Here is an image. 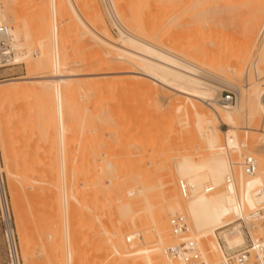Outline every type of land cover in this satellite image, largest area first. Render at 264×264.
Here are the masks:
<instances>
[{"label":"rangeland","instance_id":"obj_1","mask_svg":"<svg viewBox=\"0 0 264 264\" xmlns=\"http://www.w3.org/2000/svg\"><path fill=\"white\" fill-rule=\"evenodd\" d=\"M112 1L114 2V0H57L59 43L60 47L61 45L65 47L64 56L71 64H69L70 66L65 73L77 75L72 76L71 80L73 79V82H71V85L69 84V87L78 83V85H75L76 87L72 86V89L76 90L70 91V94L75 91L74 94H71L75 96L66 93L69 96L66 100L70 98L71 100L66 101L70 105L66 106L67 103L65 104V108L68 107L65 112L67 117L65 118V126H67L65 132L67 143L65 149H67L65 152L69 157L66 161L68 172L66 180L67 185L72 186L75 198L77 197L76 199L81 202L77 201V203L74 198L73 204H70L72 198L68 200L69 213H71L69 223L73 261L75 259L76 262L73 264H127V261L128 264H132L131 261L137 254L126 256V263L120 262L117 255H115V247L118 245L121 248L117 246L119 248L117 250L121 251L125 246L121 251L125 253H132L136 250L137 253H141L138 249L142 246L149 247V245H153L155 238L152 236L153 234H150L153 229L146 225L152 224L157 212L164 210L169 213V207L174 206L173 203L163 199L166 196L164 193H167L165 180L167 178L172 179L175 176L176 178L174 177L172 181L174 184L171 183L169 187L174 188L181 199H186L179 192L177 184L181 178H178L174 166L176 167L178 159L186 154L191 153L193 160L199 163L200 160H203L202 158H206L208 153L205 144L198 135L195 124H193L194 120L188 115L190 102L186 97L135 73L139 71L140 65L137 66L139 63L132 56L122 55L119 57L118 51L107 46L102 48L97 44L94 33H98L103 26L99 23L100 17L114 39H120L121 35L132 36L144 44L156 47L157 50L163 53L173 55V58L175 57L183 64L194 66L193 68L199 72L198 78L214 89L213 95L219 92V96L216 98L218 103L221 92L225 94L231 91L236 97L233 106L238 101L245 102L246 95H240L239 88H243L251 82L249 80H251L250 76L253 75L254 64L257 63L259 55H262L260 52H263L264 55V48H262V42L264 45L263 13L262 21L260 20L254 33L255 36L252 38L254 40L248 42L249 39L245 38L248 35L246 32L248 30L247 25H249L252 18L253 10L250 6L253 5V0H236L238 5L235 4L234 0H225L227 3L222 0L219 1L222 8L219 7L218 10L210 11L212 14L207 12L202 15H199L200 13L195 14L192 10L194 6L190 5L194 2H190L191 0H179V4L177 3L178 5H175L176 7L174 6L173 10L171 9L172 12L165 10L166 5L163 2H159L162 3L160 8L159 3L156 2L157 0H136L137 3L132 2L134 4H132L134 6L132 7L133 10L132 8L126 9V0H117L115 4ZM216 1L214 0V3L218 4V0ZM244 1L249 2L245 5ZM217 4L214 6L217 7ZM4 8L3 5L2 10H5ZM41 9L43 10L42 13H40ZM7 10L12 16L10 17L8 14L11 22H7L8 24L3 22L14 29H20L23 37L25 35L24 38L22 37L23 42L21 41L24 46L22 45L19 49L15 48V50L12 47L14 56L17 52H19V55H23L27 52V49H30L33 51L31 54L32 59H37L42 47L37 44V41L49 37L47 33V31L50 32L49 26L51 24L50 11L47 13L49 0H13L8 4ZM40 28L41 30H39ZM41 31L45 35L41 33L43 35L41 36V34L35 33ZM37 35L40 37L38 38ZM117 48L120 50L125 49L127 45L120 42L117 44ZM129 51L138 54V52H135L137 50L133 48ZM263 55L259 58L261 62L258 64L259 69L262 70V76L257 81L261 89H264ZM126 56L129 59L125 58ZM104 57L106 59H112L113 57L122 59L112 60L100 66L101 61L99 62V60ZM240 57L241 59L243 57L247 59L242 64L243 72L237 75V71L233 69V66L239 63ZM33 70L28 68L24 58L20 59L18 63H11L0 68L2 86L10 84L12 80H15L14 83L20 81L19 85L25 86L20 94L6 96L0 100V168L7 199L5 209L12 226L10 239L13 244L12 253L9 238L6 235V222L3 215L5 212L0 199V264H13V261H15V264H24L23 251L30 254L28 255L32 258L33 264H55L56 258L53 253H58L57 250L61 251L63 247L60 245L64 246L65 244L62 237L63 225L60 224L58 214L56 213L57 218L53 212L55 209V212H57V207L54 208V205L58 204V201H55V196L56 191L61 187L59 177L60 159L59 157L56 158L59 153L54 144H51L54 145L50 147L51 151L48 150L50 142L56 144L57 134H55L56 141L54 142L51 136L52 133H55L54 126L52 128L50 124L49 128L46 125L43 109L40 106L41 100L34 92L35 90L30 89L32 85L29 86L30 88L27 86L32 84L33 80H36L34 78L37 76L36 70ZM239 76H242V79L237 81ZM227 79H233L237 82L226 85L225 81ZM69 87L68 89H70ZM244 90L247 93L251 88ZM180 101L185 102L181 103ZM179 103L185 106H178ZM179 107L185 109L181 110ZM250 126L252 129L237 130V141L241 145L244 143L247 147L240 145L244 155L235 151L229 152L234 163L235 161L241 162L246 155L254 156L258 161V165L260 160L264 159V147L259 148V152L255 153L253 150L256 147L251 148L248 146L255 140L260 145L264 144V134L261 133V130H264L263 109L256 111ZM220 128L224 131L228 129L224 124H221ZM54 147L57 150V156L55 151L53 152L55 154L52 153ZM107 162L120 163L123 168L128 163L130 165V162L131 164L134 163L133 167L135 168L136 165L140 167L144 163L149 168L152 167L153 170L143 173L139 170L138 172L137 170L134 171V168L132 173H128L123 172L124 169H122L121 177H117L119 176L115 174L117 171L111 174L96 170L99 166H108ZM236 169L239 168L235 167ZM54 170L58 173L57 181L59 180V184L54 182L57 175ZM125 171L127 170L125 169ZM171 171L174 172V175ZM168 175L169 177H166ZM114 177L120 178L119 180L122 182L124 181L125 186H122L124 182H117V178ZM236 177L239 178V174H236ZM111 178L116 180L112 181L114 185L115 183L122 184L123 188L119 186V191L123 194L130 189L139 191L142 187L139 184H143L142 189L144 188V193H148L147 197L150 203L146 202L139 207L124 204L118 209V206H115L117 202L120 203V196H118L120 192L116 191L118 187L115 189L113 188L114 185H110L111 189H115V192L112 190L113 193L108 197L107 194H110L108 193L110 191L101 186V183H103L107 185L105 187H108L106 181ZM134 180L138 183L136 189L133 187ZM183 180L187 182L186 179ZM90 181L92 186H90ZM92 181L97 183L98 187L101 184L98 193L96 191L95 193L92 192L96 188L95 183ZM252 181H254V183L252 182V189L264 185L254 177ZM54 183L58 184V189ZM127 184H131L133 188L130 185L127 186ZM173 185L174 187H172ZM210 185V183L206 184V186ZM221 188H225V184ZM218 189L220 188L208 193ZM102 190L108 192H104V194ZM94 195H98V197L96 198ZM54 197L53 202H56L55 204L51 202ZM252 200L251 207L249 206L250 208L246 209L247 212H250L256 204ZM52 204L53 207H51ZM175 214L179 213L176 212ZM175 214H169L168 219ZM135 221H137V227L139 222H142V225L139 226L140 228L133 230L134 227L131 228V224ZM238 222L240 221L238 220ZM188 224L191 228V235L197 236L198 232H194L190 220ZM146 228L147 231L149 230V234H145L147 232ZM223 230L222 228L217 231L218 238L219 236L222 237L223 233L220 232ZM134 232H136V235ZM137 233L139 236H137ZM142 235L145 236V241L151 240L144 242ZM147 235L150 237L146 239ZM255 235H264V225L255 229ZM135 236H137V241L134 240L135 245L132 242L133 245L130 246L128 243H131V238ZM169 236L173 239L170 230ZM109 238H111V242ZM170 238L167 241L169 243L173 241ZM115 240H118V242ZM112 241L113 243L117 242L114 248ZM57 242L60 244L57 245ZM200 242L204 247L203 251L206 254L208 253L207 260L209 264L221 260L222 254L213 253L210 247L204 244V237L200 236ZM146 243L150 244L146 245ZM58 247L59 249H57ZM135 259L133 264L135 262L137 264L139 261V264H148L142 258ZM164 264H168V262L164 260Z\"/></svg>","mask_w":264,"mask_h":264},{"label":"bare ground","instance_id":"obj_2","mask_svg":"<svg viewBox=\"0 0 264 264\" xmlns=\"http://www.w3.org/2000/svg\"><path fill=\"white\" fill-rule=\"evenodd\" d=\"M11 1H13V0H3V5L5 6V8H4L5 10H1V20L6 22V23L11 22V21H9V15H10V17H12V16L9 12H7V11H9V10H7L8 4ZM116 1L117 0H114V2L113 1L112 2L115 4ZM126 1H127V3H126V7H127L126 9L127 10L134 7V6H132V4L136 2V0H126ZM192 1L194 2V4H192L193 3ZM210 1L211 0H191L190 2H192V3H190V4H192V5H190V6H194V9H192V10L195 12V14L200 13L199 15L205 14L207 12L209 13L210 11L213 12V10L214 11L218 10L219 7L222 8V6H220L221 4L219 3V1H222V0H218V4L216 3L217 2L216 0H215L216 1L215 3L213 0L212 5H211L212 2L209 3ZM226 1L224 0V3ZM230 1H233V0H230ZM238 1H240V0H238ZM246 1H244L245 5H246V3L248 4V2H249V1L248 2H246ZM156 2L165 3V5H166V6L164 5L165 6L164 8H166L165 10H168L170 12H172V10L179 4V0H157ZM234 2H235V4H237L236 0H234ZM206 4H209V5L207 6ZM216 4L218 5L217 7L214 6ZM232 4H233V2H232ZM159 5L161 8L162 3L161 4L159 3ZM229 7H231V6H229ZM250 7H252L253 13L251 12L252 13L251 22H249V25H247L248 30L246 29L247 30L246 32L248 33V35H246L247 37L245 36V38L249 39L248 42L254 40L252 38H254L253 36H255L254 33L256 32V28H258L260 20L262 19V16H263L262 13L264 14V0H253V5ZM9 8L11 9V7H9ZM132 10H133V8H132ZM240 10H242V9L240 8ZM42 11L43 10L41 9L40 13H42ZM45 11H46V9L44 10V12ZM49 11L51 14L50 15L51 16V21H50L51 24L49 23L50 26L48 25L50 28V32L47 31L49 37L48 38L44 37V39H40V41H37V39L34 38L38 42L37 44L38 45L40 44V46H42L40 48L41 53H39V57L37 59H32L31 54L33 51H31L30 49H27V52L24 53L23 55H19L18 54L19 52L15 53L14 58H12V63L13 64L18 63L20 61V59L24 58L25 62L27 63L28 68L36 70L37 76L34 77L36 80H33L35 84L33 85V81H32V84H29V85L26 84V85L28 87L32 85V88H30V87L29 88L35 90L34 92H36L38 97L40 98V100H41L40 106L43 109V115H44V120L46 122V125L49 126V128H50V124L52 125V128L54 126L55 133H52L51 136L54 139V142L56 140L57 141H56V144L50 142L48 144V150H50V147L52 146L51 144H54L56 146V148L58 149L59 155L56 152L57 150L55 147L52 148V153L55 151V153H57L56 156L58 155L56 158L58 159V157H59V159H60L59 177H60V186L61 187L58 186V184H59L58 183L59 180L57 181L58 173L54 170L57 174L56 178H55L56 181L54 180V182L58 183V184H55V183L54 184L57 185V187H56L57 189L59 187L60 191H59V189H58V191L60 192V194L58 193V191H56L57 192V194L55 196L56 199L54 197L51 202L53 204H55L58 201V204H56L57 206L54 205L55 206L54 208L57 207V212H55L56 209L53 212L55 213V216H56V213L58 214L59 218L57 216L56 217L60 220V222H61L60 224L63 225V231L61 229L62 226L60 227V229L63 232L62 237L64 238V243H65L64 246L60 245L61 247L64 248V250H63V248H61V251L57 250L58 253H53L55 258H56L54 263L55 264L56 263L57 264H73L75 262V259L73 261L71 228H70V223H69V220H70L69 215L71 213H69V206L70 205H69L68 200L70 198H72L70 200V204L71 203L73 204L72 201L75 198V195H74L75 192H73L74 190H72L71 185H69V186L67 185V180H66V174H68V172L66 170V161L68 160L69 157L66 155V152H65V150L67 149V148L65 149V147L67 145L66 139H65L66 138L65 132L67 130L66 129L67 126H65V122H66L65 118H67V117L65 116V114H66L65 112L67 111V108H68V107L65 108V104L67 102H69V100H71V98L69 100H66L67 97L69 98V96H67L68 94L66 95V93L70 94V91L71 90L73 91V89H74V88L72 89V86L76 87L75 85L76 84L78 85V83H76L75 85L73 84L71 87H69L71 85V82H73V79L71 80L72 76H75L76 74H66L65 73V71L68 69V67L71 64L69 63L68 60H66L67 57L64 56L65 47L62 45L60 47V43H59V33H58L59 21L57 19V12H58L57 11V0H49V10L47 11V13H49ZM210 14H212V13L210 12ZM195 17H196V15H195ZM99 23L101 24V26L102 25L103 26L98 33H94V36L96 38V42L99 46H101L102 48L104 46H107L110 49H114V50L118 51L119 57L122 55H130V57L132 56L133 59L139 63L137 66L139 67V65H140V67L138 68L139 71H137L135 73L140 74L143 77H147L148 79L152 80L154 83H156L160 86L166 87L167 89L173 90V91H175V93L182 95L189 100V102H190L189 106L190 107H189V109L187 108L189 111V112L187 111L188 115H190L189 117L194 120V121L192 120L194 122L193 124H195V126L197 128L196 130L198 131V135L202 139L201 141H203V143L205 144L207 152H208L206 154V158H202L203 160H200L199 163L193 160L191 153L186 154L185 156H182L181 159H178V161L176 162V167L174 166V168L176 170L175 172H176L178 178L187 180L188 185H189V189H190V194L188 195V197H186V199H181L178 196L177 192L174 191V188L169 187L175 176H173L172 179L167 178L165 180V187H167V190L166 189L165 190L167 191V193L166 192L164 193V194H166V196H164L163 199L168 200L169 202L173 203L174 206L171 205L172 207H169L170 208L169 213L164 211V210H160L159 212H157V214L155 216L156 218L153 219L152 224L149 223L150 225H146V224H148V222L145 221L146 224H145V222H143L144 225L150 226V228L153 229L151 233L148 232L149 230L147 231V228H146L147 232L145 231L146 232L145 234H149V233L151 235L153 234L152 236L155 238L154 243L152 242L153 245H149L150 243L149 244L146 243V245H149V247L148 246H145V247L142 246L143 247V248L141 247L142 249L141 248L138 249V251L141 253H137L136 252L137 250L135 251L136 253L135 252L129 253L128 251H126L128 253H125V252H121L125 246H123L121 251L120 250L118 251L117 249L121 248L118 245L117 246L119 248L117 246H116L117 248L115 247V243H117L118 240H115V241H117L115 243H113V241H112V243L114 244V246H113V244H112V246H113V248L115 247L114 252H116L115 255H117L118 261L120 260V262L126 263V261H127V259L125 258L126 256H132V254L133 255L137 254V256H135V258H137L138 260H139V258H142L148 264H164L165 258H164L162 251H163L164 246H166L165 244L168 245L169 242H167V241L169 240L168 238H170L168 215L169 214H175L176 212L179 214L183 213V215L190 220V224L193 227V229L195 230L194 232H198V235H199V237H197L198 241L200 242V236L204 237V244L207 247H210V250L213 253H217V255L218 254L223 255V249H222V245L220 243V240L218 238V235H217L218 232L217 231L219 229L221 230L222 227H224L225 225L230 224V223H231L230 226L234 223L230 227V229H233V230H231V231L229 230L227 233L225 230H224L225 232L224 231L220 232L221 234L223 233L222 237H223L224 242L230 248H235L237 246L242 245L244 243V237H243L241 230L239 228L238 219L242 218L244 221L248 222V220L250 219L249 218L250 212H247L248 210H246V209L251 207L250 205L252 204V202H251L252 199H253L252 201L257 202L258 197L256 196V193L259 189H263V187H264V185L263 186L261 185V187L256 188V189L251 188L252 182L254 183V181H252L253 177H254V179L256 178V179L260 180V182H262L264 184V159L260 160L259 165H258V161H257V171L255 174H253L251 176L245 175L242 172L240 166L236 167V168H239L238 169L239 172L237 169H236L237 171L235 170L236 174L237 175L239 174V178L236 177L237 180L235 178L234 183H232L230 185H225V188H223V189L221 188V186H223L225 184L226 177L230 173L231 163H234L230 157L231 153H229V152L235 151V152L241 153V155H244V153L242 152L241 147H240L241 144L237 141V130H239V129H252L250 124L253 120L254 114L256 113V111H258V109H263V111H264V89H261L259 84L257 83V81H259V79L261 78L260 76H262V70L259 69L260 67H258L259 66L258 64H259V62H261L259 58H261V56L263 55V52H260V54L262 53V55H259V57L256 61L257 63L254 64L255 66L253 69V75L250 76L251 80H249L251 82L247 83L246 84L247 86H243V88L242 87L239 88V94L240 95H246L245 102L242 103V102L238 101L235 106H233V105L223 106L222 104L218 103L216 100L217 96H219V92L216 93V95H213L214 89H212V87H210L205 82H202L198 78L199 72L193 68L194 66H189L188 64H183V63L179 62L178 60H176L175 57L173 58V55L171 56L167 53H163L162 51L157 50L156 47L150 46L148 44H144L143 42H140L139 39H135L132 36L130 37V36H125V35L122 36L121 35L120 39L119 38L114 39L110 35L108 29L105 27L104 21L101 17L99 19ZM263 23L264 22H262V24ZM9 27L11 29V35H12V39L10 41L11 47H13L15 50V48L19 49V48H21L22 45L24 46V44L22 43L23 42L22 41L23 35L21 33V30L17 29V28H16L17 29L16 30V29L12 28L11 26H9ZM21 29H22V27H21ZM39 30H41V28ZM39 30H37V31H39ZM45 31H46V29H45ZM42 32L43 31L35 32V33L36 34L39 33V35H40ZM42 34H41V36L45 35V34H43V35ZM31 35H32V33H31ZM24 37H25V35H24ZM37 37H38V35H37ZM120 42H124L125 45H127V48L121 49V50L118 49L117 44ZM20 43H22V44H20ZM247 44H249V43H247ZM44 46H46V48H44ZM132 48L134 50H137L135 52H138V54L132 53L133 50H132V52L129 51ZM262 48H264L263 42H262ZM245 52H247V51H245ZM97 53H98V50H97ZM100 56H103V55H100ZM100 56H99V58H100ZM125 58L129 59V57H127V56ZM118 59L120 60L122 58H116V57H113L112 59H110V58L106 59L105 57L101 58L99 60V62L101 61L100 66H101V64L104 65V64L109 63L112 60H118ZM151 59L152 60L154 59L155 61H152ZM246 59L247 58H245V57H243L242 59L240 57V59H239L240 61L237 60L239 63H237L233 66L234 67L233 69L235 71H237V75L238 74L240 75L243 72L242 71V68H243L242 64L246 61ZM261 60H263V59H261ZM116 62H114V63H116ZM242 76L241 77L239 76L238 79L237 78H234V79H237V81L238 80L240 81L242 79ZM248 79H249V77H248ZM76 80H78V79H76ZM76 80H75V82H76ZM14 81L15 80H12L11 82L9 81L10 84L4 85V86H2L3 82L0 81V85H1L0 86V100L6 96L18 95L25 88L24 85H22V86L19 85L20 81L18 83L17 82L14 83ZM23 81H26V80H23ZM237 81L236 80L234 81L233 79H227L225 82L227 83L226 85H228V83H233V82H237ZM79 83H81V82L79 81ZM68 87L70 89H68ZM246 87H248V88H246ZM249 88H251V90L246 93V91L244 89H249ZM66 90H67V92H66ZM74 90H76V89H74ZM74 93H75V91L72 92L71 94H74ZM221 93H220V97H221ZM71 96H75V95H71ZM253 101H255V103L252 104ZM183 102H185V101H182L181 103H183ZM181 103H179L178 106L182 105ZM68 104L69 103H67L66 106H68ZM182 106H185V105L183 104ZM187 107H188V105H187ZM179 108L181 109V107H179ZM183 108L184 107H182V109ZM51 121L54 123H52ZM221 124L226 125L228 129L225 131L222 130L220 128ZM49 128H48V130H50ZM261 133L264 134V130H261ZM55 134H57L56 140L54 138ZM241 146L247 147L244 143H242ZM248 146H250L251 148L255 146L256 149H254L253 152L255 151V153H257L260 150L259 148L264 147V144L260 145V143L255 140V141H252L250 143V145H248ZM55 153H53V154H55ZM105 161H107V159H105ZM128 164H126L127 166L125 165L123 168L122 167L123 165L122 164L120 165V163L115 164V162H114V164H113L112 162H110V163H108V166H105V167L99 166V168H98L96 166L97 167L96 170L102 171V172L106 171V172L111 173V174H112V172L115 173L117 171V173H115V174L119 175L117 177H121L120 176L121 173H123V172L132 173V169L135 168V167H133L134 163H132L133 165L131 164V162H130V165H128ZM235 164H240V162L238 163L235 161ZM115 166H117L116 167L117 169L115 168ZM136 168L134 171L137 170V172H138V170H139V172H143V173L153 170L152 167H150L151 168L150 169L144 163L140 167H137V165H136ZM122 169H124V171ZM125 169L127 171H125ZM56 170H57V168H56ZM171 173H172V171H171ZM171 173H170V175H172V174L174 175V172L172 174ZM97 176H99V175L97 174ZM113 176H114V174H113ZM117 177H114V178H117ZM166 177H169V175ZM112 179L113 178L106 181V183L109 185L108 187H105L107 185H104L103 183H101L102 185L100 184L102 187L106 188L105 190L108 189L110 191V192L107 191L108 193H110V194H107V196L111 195V193H113L112 190L115 192V189L117 187L118 188L116 189V191L118 193L119 192L121 193V191H119L120 190L119 186L120 187L125 186L124 181H123L124 182L123 185L122 184L119 185V183H115V182H114L115 185L113 184L112 181L118 180L117 182H119L120 178H117L116 180L115 179L112 180ZM123 182L120 181V183H123ZM89 183H90V186H92L91 181ZM93 183H95V182H93ZM208 183H210L211 185L206 186V184H208ZM131 184H127V186L130 185L132 187ZM133 184H134L133 187H135V189H136V185L138 183H136V181H135ZM172 184H174V182ZM95 185L97 188L98 184L95 183ZM100 185L97 189L95 188V190H92V192L94 191V193H95V191H96V193H98L99 192L98 189H101ZM110 185H112V186L114 185L113 188H115V189H111L112 187ZM139 185L143 187V184L142 185L139 184ZM142 187L140 188L141 190H139V191L137 189L136 190L130 189L127 191V193L125 192L126 194L121 193V195H120V193H119L118 196H120V201H119L120 203L117 202V204H119V205L115 204V206L116 207L118 206L117 208L119 209L124 204L139 207L140 205L142 206L146 202L150 203V200L147 197L148 193H144V188L142 189ZM172 187H174V185ZM210 187H212L213 190L216 188H220V189L215 190L212 193H208L207 191H208V188H210ZM73 189H74V187H73ZM124 189L126 190V188H124ZM103 190H102V193L105 192ZM107 192H105V193H107ZM53 194L55 195V193H53ZM58 194H59V196H58ZM95 196L96 195H94V197ZM97 197H98V195L96 196V198ZM58 198H60V199H58ZM76 198H75L76 202L78 201L79 203H81ZM105 198H107V197H105ZM0 199H1V202L3 205V210L5 212L3 215L5 218V222H6V230H7L6 235H8V238H9L10 248H11L10 251L13 253V244L11 243V239H10L11 238L10 231L12 230V226H11L10 221H9L8 213L6 212V209H5V206L7 205V199H6V195H5V188H4L3 180L1 177V168H0ZM54 199L56 202H53ZM151 201L153 202L152 199H151ZM53 204L51 207H53ZM141 225H142V222H139L138 227H137V221H135L131 224V226H132L131 228L134 227L133 230L136 228L138 229L141 227ZM143 227H145V226H143ZM190 231H191V228H190ZM142 232H143V229H142ZM134 233L136 235V232H134ZM58 234H59V232H58ZM61 235H62V233H61ZM137 236H139L138 233H137ZM137 236H135L134 238H131V243H128V244H130V246L133 245L132 242L135 245V241H137L136 240ZM132 237H133V235H132ZM144 237L145 236L142 235L144 242L151 240V239H148L145 241ZM149 237L147 235L146 239ZM109 239H110L109 241L111 242V238H109ZM118 239H120V238H118ZM129 239H130V237H129ZM170 239H172V238H170ZM129 242H130V240H129ZM60 243H62V242L60 241ZM123 243H125V242H123ZM137 243L139 244V242H137ZM170 243H171V241H170ZM56 244L59 245L58 242ZM200 244L202 247V249H201L202 253L201 254H202L203 258L208 262V260H207V254L208 253L206 254V252L203 251L204 247H203L201 242H200ZM123 245H125V244H123ZM59 247L57 249H59ZM62 251H63V253H62ZM59 252H61V253H59ZM28 254L29 253H26V251L22 252V258H23L24 264H33L32 260H31L32 258H30V256H29L30 254L29 255ZM138 254H140V255H138ZM217 255H215V256H217ZM138 256H139V258H138ZM215 256H213V257H215ZM208 257H210V256H208ZM134 259H133V261H131L132 264L136 260V259L135 260ZM49 261H50V259H49ZM144 261H142V262H144ZM219 261L217 263H214V264H219ZM13 262H14L13 264H15V261H13ZM139 263H140V261L137 264H139ZM127 264H128V261H127ZM135 264H136V262H135ZM141 264H143V263H141Z\"/></svg>","mask_w":264,"mask_h":264},{"label":"built area","instance_id":"obj_3","mask_svg":"<svg viewBox=\"0 0 264 264\" xmlns=\"http://www.w3.org/2000/svg\"><path fill=\"white\" fill-rule=\"evenodd\" d=\"M3 0H0V68L12 63L14 51L10 41L12 39L10 27L1 20ZM236 102L235 94L231 92L221 93L219 103L223 106H231ZM240 166L242 172L251 176L257 171V160L252 155L243 157L240 164L231 163L230 173L227 175L225 185L234 183L236 178L235 167ZM180 194L186 198L189 195L188 183L180 179L178 181ZM213 188H208L207 192ZM258 200L253 210L250 211L248 222L239 218V228L244 237V243L235 248H230L219 237L223 249V255L219 264H264V235L256 236L255 229L264 225V187L256 193ZM231 224V223H230ZM230 224L225 225L224 230H230ZM169 227L173 241L163 248V255L168 264H209L202 256V247L197 236L190 233L187 218L182 214H175L169 218ZM223 230V231H224ZM130 240V239H129Z\"/></svg>","mask_w":264,"mask_h":264}]
</instances>
